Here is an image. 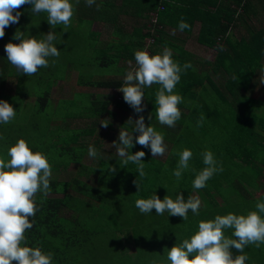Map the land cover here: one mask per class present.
<instances>
[{"label": "trees", "instance_id": "1", "mask_svg": "<svg viewBox=\"0 0 264 264\" xmlns=\"http://www.w3.org/2000/svg\"><path fill=\"white\" fill-rule=\"evenodd\" d=\"M110 1L108 6L97 0V8L75 0L66 31L57 34L61 37L56 44L59 55L35 73L36 88L32 84L28 88L29 81L23 82L21 77L16 82L13 76L14 90H6L4 85L12 76L3 63L0 99L7 100L16 115L0 125V154L19 137L47 155L53 175L60 164L66 169L74 165L71 177L53 176L49 178V190L35 194L38 209L30 217L32 227L25 231L26 242L50 250L54 264H103L110 250L125 261L127 256L124 264H167V248L194 232L198 220L228 211L246 212L264 197V84L258 83L257 72L264 64V26L252 23L255 18L264 24V0H142V7L147 5L145 16L139 14L145 19L141 22L144 26L132 32L135 36L128 42L122 39L121 44L115 36L105 39L100 30L93 28L96 23L111 22L115 30H121L118 20L125 5L123 0ZM160 5L164 7L158 9ZM150 12L156 13L155 20ZM181 18L189 24L183 30L186 33L196 21L201 22L197 40L215 48L213 60L195 56L180 44L173 45L164 29L158 28L159 24L176 28ZM144 27L159 34L144 31ZM146 37L154 39L146 43ZM155 42L173 48L172 58L189 67L181 72L173 89L183 99L178 105L181 118L172 127L156 121L153 99L158 85L144 90L140 113L123 100L119 91L117 106L131 111V119L143 115L146 125L163 132L167 145L166 155L163 153L161 158L162 155L152 157L147 147L133 143L129 151L142 149L145 153L141 158L145 175L141 178L137 177L135 164L120 165L114 148L104 151L101 147L104 136L98 133V125L101 120L107 122V112L114 113L110 98L100 92L73 89L54 100L49 81L67 80L75 72L80 86L118 89L124 71L121 78L111 77L103 73V66L125 69L134 61V50L146 48L150 54L156 53L150 45ZM210 70L215 71V77ZM221 70L228 77L224 79ZM222 84L230 86L229 90ZM254 87H260L258 95L263 100L253 96ZM77 119L83 124L77 125ZM120 122L131 130L130 121ZM135 135L134 132V141ZM89 136L95 138L93 143L87 142ZM89 144L99 152L95 165L82 162ZM183 147L190 148L193 155L190 168L177 180L171 169L177 159L175 153ZM205 149L212 151L222 171L214 173L203 188L193 189L192 169L204 167L200 154ZM136 178L141 183L138 193L133 183ZM153 191L161 199L164 195L174 198L176 191L185 199L188 195L199 196L198 215L189 211L188 218L182 220L167 212L157 215L154 209L140 213L134 206L135 198L148 197ZM125 231L134 241V258L121 250L119 233ZM224 232L231 236V229ZM231 252L235 255L238 250L233 248ZM244 252L248 256L246 264H264V245H248Z\"/></svg>", "mask_w": 264, "mask_h": 264}, {"label": "clouds", "instance_id": "2", "mask_svg": "<svg viewBox=\"0 0 264 264\" xmlns=\"http://www.w3.org/2000/svg\"><path fill=\"white\" fill-rule=\"evenodd\" d=\"M74 2L75 0H0V37H3L4 29L9 24L18 21L21 5H29L33 14L46 13L47 23L52 29L60 25L66 30L73 16ZM84 3L99 7L97 0H84ZM187 28L189 24L181 18L176 29L183 31ZM12 36L18 42L10 39L3 48L8 63L14 66L17 74L30 76L39 68L47 67L50 58L59 55L56 44L60 40L53 30L36 38L17 29ZM133 58L134 63L129 62L130 66L124 71L118 88L123 100L135 112L140 113L143 109L144 90L152 84L158 85L153 99L156 121L168 127L174 126L181 118L178 105L183 97L173 89L180 80L181 72L189 65H179L172 58L171 49L166 46L159 53L152 54L146 48L136 49L133 51ZM51 62L54 63L55 60ZM257 72L258 83L264 84V64L260 65ZM15 115L16 109L7 100L0 99V125L9 123ZM151 118L150 115L149 119ZM128 120L131 122V130L120 128L117 138L111 143L119 164H135L137 177L142 178L145 172L144 160L141 158L145 153L142 149L129 151L133 143L147 147L152 157L162 155L167 145L163 132L149 123L146 125L143 115L137 116L135 120ZM107 123L108 121H100L101 126H106ZM175 155L177 159L171 174L179 180L182 173L190 168L189 161L193 153L190 148L183 147ZM200 155L204 167L198 171L192 169L195 173L191 180L193 189L203 188L214 173L222 171L211 150L205 149ZM87 156L92 159L99 157L98 150L92 144L87 147ZM51 175L47 155L38 149L34 150L24 138L18 137L0 154V264H54L50 250H43L39 245L30 246L25 236V231L32 227L30 217L38 209L35 194L49 190ZM133 183L138 193L141 183L137 178ZM134 206L142 214L154 209L157 215L167 212L168 216L178 215L186 220L189 211L198 215L201 200L197 195H188L185 199L179 191H176L174 198L164 195L161 199L153 191L148 197L137 196ZM225 229H231V236L225 235ZM248 245H264V197L258 198L254 208L246 212L228 211L198 220L194 232L167 248L166 261L167 264H246L248 256L244 249ZM233 248L238 250L235 255L231 252Z\"/></svg>", "mask_w": 264, "mask_h": 264}, {"label": "rangeland", "instance_id": "3", "mask_svg": "<svg viewBox=\"0 0 264 264\" xmlns=\"http://www.w3.org/2000/svg\"><path fill=\"white\" fill-rule=\"evenodd\" d=\"M30 6L29 5H21L19 10L21 12V15L19 16L18 21L15 24H9L5 29H4V35L3 37H0V70L4 69L3 65H7L6 71L8 73H10V75L12 76V78H10L9 81H6V84L4 85L5 89H12L14 90V82H11V79H14L13 76H15L16 78V82L18 81V78L21 77L23 79V82H28V88L30 86L33 85L34 88H36V84L33 82V80L35 81V73L28 76L27 74L24 73H18L16 72L14 66L10 65L5 57V52H4V48L3 45L9 41L10 39L13 42H18L16 39L13 38L12 33L14 31H16L17 29H20L21 31H25L26 34L28 35H33L36 38H40L43 33L48 32L49 30H53L55 32H57V34L61 33V32H65L66 30H63V27L58 25L55 26L54 29L51 28V26L47 23L46 20V13L41 12L42 14H33L30 11ZM101 24H96L93 26L94 29L96 30H100L102 35H107V31L106 29H101ZM162 27V29H164V33L168 34L165 35V37H171V39H173L174 42H177V36H170L173 35L174 33L172 32V30L176 29L170 26H162L161 24L158 25V28ZM62 29L61 31H59V29ZM197 29V28H196ZM145 30H150L151 32H153V34L158 35L159 33L152 29V28H145ZM177 32H182V31H177ZM170 33V35H169ZM59 36V40H61L60 35ZM154 39V37H146L144 40L146 43H150L152 40ZM161 44V43H160ZM151 47L157 51V48H159V42L152 43L150 44ZM185 48L190 49L191 51H195L197 53H203V55L207 58V59H212L213 56H215L216 51L215 48H210V47H206V51H200L197 48V45L194 42V37L192 39H190L186 44H185ZM148 51V49H147ZM132 63H134V61H131ZM5 63V64H3ZM119 66V65H118ZM129 67V66H128ZM127 67V68H128ZM127 68L123 69V67H113L112 69H108L106 66H103V73L107 76H111V77H118L121 78L123 71H125ZM40 71V69H38ZM38 74V72H37ZM33 82V83H32ZM32 84V85H31ZM26 85L27 84H23ZM49 86L51 87V90L53 91L52 97L54 100H56L59 96L63 95L62 93L64 92H68L70 90L75 89L76 91H93V92H97V93H103L105 94L106 98H110V110L114 113L109 114L108 112L104 115L105 116V120L111 122V125L108 127L106 126H101L98 125V133L102 134L104 137H102V148L104 151H107L109 148H114V146L112 145V141L115 140L118 136V132L120 128H126V127H122L121 126V120H124L125 122L128 123V119L131 117V111L126 110L122 107L117 106V100L120 97V93L119 90L117 88H96V87H87V86H80L79 84H77V76L75 74V72H73L69 78L67 80H50L49 81ZM70 96V95H67ZM126 110V111H125ZM136 116L132 117V120H135ZM89 120V119H88ZM77 125H82V120L81 119H77L76 120ZM41 124L43 125V122H41ZM59 136V135H58ZM87 142L89 143H93L95 138L94 137H87L86 138ZM167 151L165 150L164 154ZM166 155V154H165ZM161 158H164V155L161 156ZM82 162L86 165H95L97 162V159H92L89 158L87 156V153L85 155H83L82 158ZM74 170V165L71 164L67 167V169L64 167L63 164H60V166L57 168L58 173L54 172L53 175V168H51L52 171V175L50 176L53 177H58V179H68L69 177H71V175L73 174ZM259 193H257L256 195H259ZM119 237H120V245H121V250L124 253H127L128 255H130L132 258L135 257V253H136V249H135V245H134V241L132 239V236L130 235L129 231H125L123 233H119ZM107 258H103L102 262L103 264H124L127 262L128 258L126 256V261L124 259V257H117L116 251L115 250H110L108 251V253L106 254Z\"/></svg>", "mask_w": 264, "mask_h": 264}, {"label": "crops", "instance_id": "4", "mask_svg": "<svg viewBox=\"0 0 264 264\" xmlns=\"http://www.w3.org/2000/svg\"><path fill=\"white\" fill-rule=\"evenodd\" d=\"M103 2H106L109 6V2H111L110 0H101ZM122 4L125 5V11L124 12H120L121 13V18L118 20V24L119 26L121 27V30H115V26L111 23V22H101V23H98V24H101V25H104V26H101V29H106V31L108 32L107 35H103L102 37H104L105 39H108L109 37H113L115 36L117 38V42L119 44H121V40L124 39L125 41L128 42L129 39H131V37H134V33L132 32H135V31H138L141 27L144 26V18H140L139 17V14L142 12V14H146V9H147V5L142 7L143 5L142 4H145L142 0H139V1H136V0H123L122 1ZM262 18V16H261ZM264 19V18H262ZM144 21V22H143ZM143 22V23H141ZM264 22V20H263ZM111 23V24H110ZM252 23L254 25H257V26H264V24L260 21H257L255 18L252 19ZM97 24V23H96ZM94 24V25H96ZM200 27H201V22L200 21H196L193 25H192V28H191V31L188 33L182 31V32H177V31H180V30H177V29H173L172 32L174 33L173 35H169L170 36H177V39L178 41L177 42H174L173 39H171V42L173 43V45H182L183 48H185V44L194 37V42L195 44L197 45V48L198 50L200 51H206V45L200 43L198 40H197V36L199 34V31H200ZM147 28V27H146ZM197 28V29H196ZM144 31L145 30V27H144ZM110 38V40H111ZM125 43V42H123ZM165 46H163L162 44H159V48H157V52L156 53H159ZM171 49L172 51V54H174V49L173 48H169ZM187 50H190L188 48H185ZM191 51V50H190ZM194 53L195 56H198V57H203V58H206L203 53H197L195 51H192ZM215 56H213L212 59H209V60H213ZM207 59V58H206ZM108 69H112L113 67H107ZM221 72L220 75L224 77V79L226 77H228V74L226 72H224L223 70L219 71ZM210 74L211 75H216L215 71L214 70H210ZM222 87L225 88V89H228V87L230 86H227V85H223L222 84ZM253 91H254V95L253 96H257L259 99L263 100L261 95L259 96L258 93L261 92V89L260 87H254L253 88ZM264 92V91H263ZM262 107L264 108V103L262 105ZM259 193V192H257Z\"/></svg>", "mask_w": 264, "mask_h": 264}, {"label": "built area", "instance_id": "5", "mask_svg": "<svg viewBox=\"0 0 264 264\" xmlns=\"http://www.w3.org/2000/svg\"><path fill=\"white\" fill-rule=\"evenodd\" d=\"M163 7H164L163 5H160L158 9L163 8ZM151 17L155 20L156 17H157V16H156V13H153V12H152V13H151Z\"/></svg>", "mask_w": 264, "mask_h": 264}]
</instances>
